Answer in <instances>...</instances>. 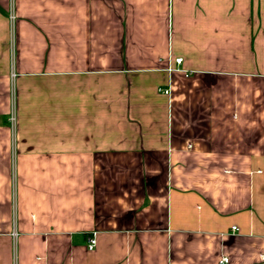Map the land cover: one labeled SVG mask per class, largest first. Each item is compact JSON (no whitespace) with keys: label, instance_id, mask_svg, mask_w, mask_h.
Instances as JSON below:
<instances>
[{"label":"crops","instance_id":"1","mask_svg":"<svg viewBox=\"0 0 264 264\" xmlns=\"http://www.w3.org/2000/svg\"><path fill=\"white\" fill-rule=\"evenodd\" d=\"M0 264H264V0H0Z\"/></svg>","mask_w":264,"mask_h":264},{"label":"built area","instance_id":"2","mask_svg":"<svg viewBox=\"0 0 264 264\" xmlns=\"http://www.w3.org/2000/svg\"><path fill=\"white\" fill-rule=\"evenodd\" d=\"M177 62H181L182 61V58H178L176 59ZM165 93H169V91H165ZM12 120L14 121L15 118L13 117ZM233 230H237V227L236 226H233L232 227ZM87 244H88V249L89 250H93L95 248V245H96V235L95 233H93L92 235H90L88 238H87ZM223 263H226L228 262V258H224V260L222 261Z\"/></svg>","mask_w":264,"mask_h":264}]
</instances>
